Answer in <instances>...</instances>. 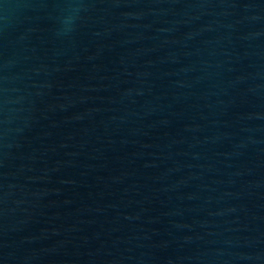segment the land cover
Instances as JSON below:
<instances>
[{
    "label": "water",
    "instance_id": "1",
    "mask_svg": "<svg viewBox=\"0 0 264 264\" xmlns=\"http://www.w3.org/2000/svg\"><path fill=\"white\" fill-rule=\"evenodd\" d=\"M0 264H264V0H0Z\"/></svg>",
    "mask_w": 264,
    "mask_h": 264
}]
</instances>
